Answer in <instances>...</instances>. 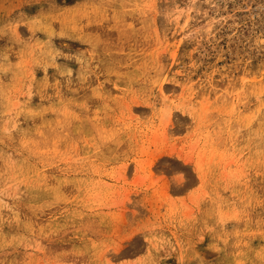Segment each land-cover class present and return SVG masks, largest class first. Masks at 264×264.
Segmentation results:
<instances>
[{"label":"rangeland","instance_id":"rangeland-1","mask_svg":"<svg viewBox=\"0 0 264 264\" xmlns=\"http://www.w3.org/2000/svg\"><path fill=\"white\" fill-rule=\"evenodd\" d=\"M0 264H264V0H0Z\"/></svg>","mask_w":264,"mask_h":264}]
</instances>
